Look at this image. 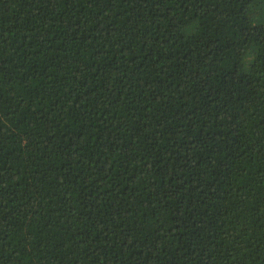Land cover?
I'll return each mask as SVG.
<instances>
[{"label":"trees","instance_id":"1","mask_svg":"<svg viewBox=\"0 0 264 264\" xmlns=\"http://www.w3.org/2000/svg\"><path fill=\"white\" fill-rule=\"evenodd\" d=\"M0 264H264V0H0Z\"/></svg>","mask_w":264,"mask_h":264}]
</instances>
